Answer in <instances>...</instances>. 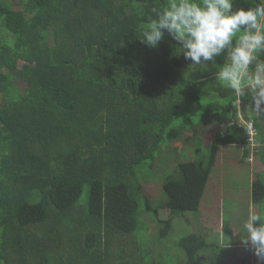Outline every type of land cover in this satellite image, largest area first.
Here are the masks:
<instances>
[{
	"label": "trees",
	"instance_id": "trees-1",
	"mask_svg": "<svg viewBox=\"0 0 264 264\" xmlns=\"http://www.w3.org/2000/svg\"><path fill=\"white\" fill-rule=\"evenodd\" d=\"M165 2L0 0V264H171L152 244L176 218L210 212V180L252 150L264 157V106L237 103L217 65L193 66L167 33L156 48L141 43L146 15ZM213 125L208 146L173 148ZM158 162L177 167L164 173L163 202L145 190ZM252 195L258 210L260 178ZM181 233L178 264H230L226 241ZM222 233L249 245L229 222Z\"/></svg>",
	"mask_w": 264,
	"mask_h": 264
},
{
	"label": "clouds",
	"instance_id": "clouds-1",
	"mask_svg": "<svg viewBox=\"0 0 264 264\" xmlns=\"http://www.w3.org/2000/svg\"><path fill=\"white\" fill-rule=\"evenodd\" d=\"M234 4L235 0H166L151 7L140 41L156 48L167 33L193 66L217 65L216 82L231 90L237 103L250 95L260 108L264 105V0L247 8L234 9ZM217 57H223V64H216ZM243 229L242 244L250 243L264 259V205L258 210L249 207Z\"/></svg>",
	"mask_w": 264,
	"mask_h": 264
},
{
	"label": "rangeland",
	"instance_id": "rangeland-1",
	"mask_svg": "<svg viewBox=\"0 0 264 264\" xmlns=\"http://www.w3.org/2000/svg\"><path fill=\"white\" fill-rule=\"evenodd\" d=\"M241 109L239 110V112ZM240 114H244L243 112ZM239 114V115H240ZM238 115V118H239ZM244 121L243 119H241ZM245 122V121H244ZM243 124V123H242ZM264 125V124H263ZM219 127L216 125H213L209 128H197V130L200 132L198 136H194L195 134L188 133L187 137L190 138L193 137L194 144L191 145H185L184 143H176L174 145L175 151L178 153H182L185 149L191 151V146L198 147L201 145L208 146L212 139L214 138V135L217 134ZM255 142V141H254ZM254 142L252 143V147L254 146ZM236 148V147H234ZM233 148V149H234ZM239 149V148H236ZM241 149V148H240ZM239 149V150H240ZM208 150V149H207ZM161 156V152H159ZM192 153L187 154V159L192 161ZM171 159V158H170ZM254 162L252 165L242 166L237 165L236 168H233L236 177L229 176L225 174L217 177L216 179L210 180L209 183V195H212V197L209 198L208 203L214 204L213 206L209 205L208 203H205L204 205V212L206 213L207 210L210 211L208 214L199 213L195 216V214H187L186 217H179L174 220L173 224V231L170 233L168 238L166 240L161 242V246L158 244V241H156V244H152L154 247L153 249L155 251H158L157 254H160L162 251H164L165 257L167 260H173V263L176 262V264L179 263L181 254L183 260H184V254L181 250H176V245H178V240L182 237L181 235H177L180 230H182V235L185 233H197L202 234L208 238L209 241L217 240L221 241V243L224 244V250H222L226 254V260L230 264H239L242 261H244L246 264H264V259H261L258 257L255 253V248L249 243L248 247L244 248L242 245H240V242H234L229 243L228 238L227 240H224V235L222 233V226L224 223H231L234 232L238 234V231H245L243 229V223L247 218L249 207L253 205L251 200H246L244 197H240L239 195L232 194L234 193H242L245 196H247V191L249 188V183L251 184V181L255 178V175L260 172H264V167L262 166L261 162H264V157H260V160L255 156ZM220 163L223 162L222 156L219 159ZM164 162V159H163ZM162 162V163H163ZM160 164L158 162L157 170L155 169L153 172H156L155 179L153 180L155 184H147L145 185L146 193L149 195L150 198H155L158 202H163V200H166V196L163 190L164 185V173L168 172V166L170 165L172 168L176 166L173 162L168 164ZM177 168V167H175ZM241 173V174H240ZM250 173V181L248 183V177L247 174ZM225 176V178H228V181L223 183L222 177ZM152 179V178H151ZM260 179L264 181V173L261 174ZM223 183V184H222ZM158 185V188H155V185ZM261 204H264L261 203ZM191 215V216H190ZM170 216V210L169 209H163L161 211V217L163 219H167ZM148 221H150V218H147ZM192 221V223H190ZM149 235L152 238L151 235H157V226L155 223H152L149 225ZM193 231V232H192ZM246 235V232H245ZM167 242V243H166ZM228 242V243H227ZM166 243V244H165ZM165 245V246H164ZM175 245V246H174ZM164 246V247H163ZM160 247V248H159ZM171 263V264H173Z\"/></svg>",
	"mask_w": 264,
	"mask_h": 264
},
{
	"label": "crops",
	"instance_id": "crops-1",
	"mask_svg": "<svg viewBox=\"0 0 264 264\" xmlns=\"http://www.w3.org/2000/svg\"><path fill=\"white\" fill-rule=\"evenodd\" d=\"M238 154V153H237ZM255 156H257L254 152H253V150H252V154L249 156V157H246V164L245 165H242V166H249V165H252L253 164V162H254V157ZM257 158L260 160V157L259 156H257ZM260 162H261V160H260ZM261 164H262V166L264 167V162L262 161L261 162ZM237 165H239V164H235V166L233 167V168H236V166ZM262 173H264V172H260V174L258 173L257 175H255V178L253 179V181H251V184L249 183V181H250V173H248L247 174V177H248V183H249V188H248V193H247V196H245L244 194H242V193H240V192H238V193H234V192H232V194H236V195H239L240 197H244L246 200H251L252 201V203H253V205L255 204V202H254V200H253V195H252V193H253V182L256 180V178H260V176H261V174ZM241 174V173H240ZM235 175V177H236V173H235V171H234V169H233V175L232 176H234ZM252 205V206H253Z\"/></svg>",
	"mask_w": 264,
	"mask_h": 264
},
{
	"label": "built area",
	"instance_id": "built-area-1",
	"mask_svg": "<svg viewBox=\"0 0 264 264\" xmlns=\"http://www.w3.org/2000/svg\"><path fill=\"white\" fill-rule=\"evenodd\" d=\"M252 129V127H250ZM251 135L254 136V132L251 130ZM254 142V141H251Z\"/></svg>",
	"mask_w": 264,
	"mask_h": 264
},
{
	"label": "flooded vegetation",
	"instance_id": "flooded-vegetation-1",
	"mask_svg": "<svg viewBox=\"0 0 264 264\" xmlns=\"http://www.w3.org/2000/svg\"><path fill=\"white\" fill-rule=\"evenodd\" d=\"M261 106H264V105H261Z\"/></svg>",
	"mask_w": 264,
	"mask_h": 264
}]
</instances>
